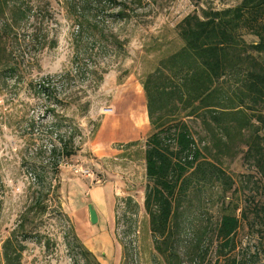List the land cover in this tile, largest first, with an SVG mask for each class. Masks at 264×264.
Masks as SVG:
<instances>
[{"label":"trees","instance_id":"16d2710c","mask_svg":"<svg viewBox=\"0 0 264 264\" xmlns=\"http://www.w3.org/2000/svg\"><path fill=\"white\" fill-rule=\"evenodd\" d=\"M49 6L44 0H0V81L14 80L45 102L42 116L51 123L41 152L49 160L47 172L58 173L61 162L80 152L81 132L63 112L73 107L82 115L89 108L78 97L80 91L72 92L75 78L97 75L96 68L83 74L76 60L91 57L95 49L99 58L126 54L127 41L106 23L127 21L130 15L122 0H62L75 29L74 76L67 72L30 81L17 51L34 42L38 51L56 46L48 39ZM176 31L183 47L161 61L143 84L153 128L145 142L143 209L154 251L164 264H241L231 255L237 248L238 207L222 204L215 222L210 210L232 191L233 181L221 165L240 146L246 149L244 162L264 181V62L256 59L264 56V0H242L235 8L207 11L202 17L188 15ZM242 32L257 41L246 43ZM198 115L209 135L203 147L185 122ZM37 178L43 181L41 175ZM29 238L24 233L23 241ZM75 246L86 264H100L82 243ZM23 250L12 233L2 247L4 264H21Z\"/></svg>","mask_w":264,"mask_h":264},{"label":"rangeland","instance_id":"374dc122","mask_svg":"<svg viewBox=\"0 0 264 264\" xmlns=\"http://www.w3.org/2000/svg\"><path fill=\"white\" fill-rule=\"evenodd\" d=\"M44 1L50 3L53 17L48 39L55 40L56 46L38 51L36 42L31 47L20 45L18 63L30 81L67 72L74 76L76 67L75 29L66 19L62 0ZM122 1L128 5L130 19L107 22L106 26L118 29L120 39L127 41L126 54L109 53L99 58L95 49L91 57L76 60L83 74L85 69L96 68L97 75L75 78L72 92L80 91L78 97L89 108L82 115L73 107L63 112L81 132L77 139L80 152L61 162L58 173L47 172L49 160L41 152L47 143L46 126L51 123L42 116L45 102L25 86H15L14 80L0 81V264H4L3 244L14 232L24 247L21 264H86L75 243L84 245L85 228L100 229L88 221V189L115 187L116 183L122 188V179H129L125 185L131 196L122 198L121 192L103 227L111 236L113 249H101L94 256L102 260L100 264H164L154 251L143 209L145 142L153 132L143 84L161 61L183 47L176 26L185 17L235 8L242 0ZM242 36L246 43L257 41L244 32ZM256 59L264 62V56ZM185 122L200 147L208 144L209 135L199 115ZM239 149L236 156L222 160L221 167L233 188L217 200L210 215L215 222L222 204H230L231 209L237 206L240 227L235 237L237 248L231 255L241 264H264V181L244 162L245 147ZM131 166L134 174L128 172ZM24 233H30L31 238L23 241ZM213 253L211 249V261Z\"/></svg>","mask_w":264,"mask_h":264},{"label":"crops","instance_id":"0c3cea01","mask_svg":"<svg viewBox=\"0 0 264 264\" xmlns=\"http://www.w3.org/2000/svg\"><path fill=\"white\" fill-rule=\"evenodd\" d=\"M129 164H132L130 162ZM128 172L134 174V167H129ZM142 173L145 178V166L143 162V170ZM124 178V177H122ZM125 182H129L128 180L122 179V188L119 183H116V186H95L88 189L87 197H89L90 203L94 209L96 210L98 216V225L100 229L96 227V230L90 231L89 229L85 228L84 235H86V239L84 241V245L86 246L89 251L96 256L97 252L101 249H113V242L111 239L110 234L107 231L103 232V227H106V218L109 215V209L111 208L112 204H114L117 197L120 196L122 192V198L124 196L130 197L131 195L126 192L127 186ZM133 184V183H132ZM136 186V185H133ZM131 187V186H130ZM145 187V184H144ZM89 221V220H88ZM96 224V225H97ZM102 224V229H101ZM102 230V232L100 231ZM98 262L102 261L100 258L97 257ZM101 263V262H100Z\"/></svg>","mask_w":264,"mask_h":264},{"label":"water","instance_id":"95a60500","mask_svg":"<svg viewBox=\"0 0 264 264\" xmlns=\"http://www.w3.org/2000/svg\"><path fill=\"white\" fill-rule=\"evenodd\" d=\"M88 219L91 225H96L98 223V216L92 205L88 206Z\"/></svg>","mask_w":264,"mask_h":264},{"label":"built area","instance_id":"2783aa9c","mask_svg":"<svg viewBox=\"0 0 264 264\" xmlns=\"http://www.w3.org/2000/svg\"><path fill=\"white\" fill-rule=\"evenodd\" d=\"M85 176L90 177L91 175L89 172H87V173L85 172Z\"/></svg>","mask_w":264,"mask_h":264},{"label":"bare ground","instance_id":"6f19581e","mask_svg":"<svg viewBox=\"0 0 264 264\" xmlns=\"http://www.w3.org/2000/svg\"><path fill=\"white\" fill-rule=\"evenodd\" d=\"M112 112H113V110H111L110 112H108V114L110 115V114H112ZM140 127H142V126H140Z\"/></svg>","mask_w":264,"mask_h":264}]
</instances>
